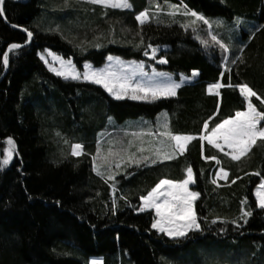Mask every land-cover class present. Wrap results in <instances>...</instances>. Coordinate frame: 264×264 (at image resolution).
Segmentation results:
<instances>
[{
  "label": "trees",
  "instance_id": "1",
  "mask_svg": "<svg viewBox=\"0 0 264 264\" xmlns=\"http://www.w3.org/2000/svg\"><path fill=\"white\" fill-rule=\"evenodd\" d=\"M70 2L65 7L64 0H3L1 155L8 136L16 143L11 162L0 169V264H89L94 258L102 264H264V208L253 193L264 177V143L258 140L246 157L233 161L200 140L206 120L210 130L246 107L239 88L221 87L217 94L208 91L209 84L247 83L257 93L253 103L264 110V0H130L129 9ZM172 5L179 6L175 22ZM184 5L213 22L211 30L229 44L227 52L218 45L206 49L191 27H182L194 19L183 15ZM146 9L149 19L141 24L136 16ZM217 20L223 23L217 26ZM198 26L207 38V26ZM23 27L33 33L29 44ZM11 43L22 47L5 68L3 52ZM149 44L158 47V69H197L198 77L181 84L175 96L115 99L93 83L57 76L38 56L50 49L80 69L84 62L100 65L108 55L149 60ZM160 56L168 62L160 63ZM158 121L194 137L183 154L154 165H122L114 181L97 175L98 141L103 154L126 148L141 155L140 146L158 144L164 130ZM141 129L156 135L141 136ZM75 143L83 146L80 156L71 154ZM188 166L196 179L190 188L201 194L195 208L202 230L173 239L151 228L152 210L137 208L140 196L160 179H183ZM221 167L227 178L217 177ZM242 207L252 215L242 218ZM216 217L221 219L212 223Z\"/></svg>",
  "mask_w": 264,
  "mask_h": 264
},
{
  "label": "snow or ice",
  "instance_id": "2",
  "mask_svg": "<svg viewBox=\"0 0 264 264\" xmlns=\"http://www.w3.org/2000/svg\"><path fill=\"white\" fill-rule=\"evenodd\" d=\"M86 3L93 5H102L105 8L111 7L113 9H129L132 7L130 0H84ZM3 0H0V14H3L4 9L2 7ZM65 7H71L72 4L70 0H64ZM172 11L169 15L173 17V22H175L176 12L179 10V6L172 5ZM185 11L183 15L194 18L190 19L186 23L182 24V27H191L195 39H197L202 46L206 49L211 46H219L222 52H227L229 50V44L223 42L211 29L213 22L208 20L203 14L198 13L194 10L187 9L184 5ZM157 11H161L159 5L156 7ZM106 14V13H105ZM149 19V10L141 11L137 16L136 20L141 24L145 20ZM198 22H202L207 26V38L200 35V29ZM237 24L240 23L239 18L237 19ZM223 21L217 20L215 24L217 26L221 25ZM14 27H21L19 25H13ZM23 31L27 33V40L25 43L30 41L33 37V33L27 28L23 27ZM254 35V33L252 34ZM251 38V36H250ZM96 47H100L97 43ZM22 47L19 43H11L8 45L7 50L3 52V66L7 68L10 64V55L14 50L20 49ZM151 48V54L148 51L144 52V55H151L153 59H156V53L158 47H154L151 44L147 46ZM49 51V50H45ZM242 51V48H241ZM51 55V53L49 52ZM40 58L45 61L49 66V70L54 72L57 76L63 77L64 79H82L85 81H91L97 85H101L108 93L117 99L123 98L124 96H130L133 100H156L160 97H171L175 96L176 89L180 87V84L171 81L170 79L165 82H158L156 77H168V73L160 72L156 73L153 71L151 75L144 72V62H131L125 64L119 57L109 56L107 59L109 61H115L114 64H108L105 68H94L90 63L85 62L83 73L79 72L76 65L72 63L71 60L65 61L62 57L57 56L56 60L59 62V67H54L48 62L45 55L38 53ZM223 59L227 60L228 57L224 56ZM160 63H167L168 61L165 57H159ZM233 64L236 63L235 60L232 61ZM230 71L229 69H225ZM148 76L147 82H143L139 77ZM198 75V70L193 69V76ZM221 77L224 76V72L220 73ZM183 78V76H182ZM187 79H191L188 77ZM229 81H231V76L229 75ZM236 87L239 88L240 95L244 97L247 101V106L244 110H237L235 115H230L219 123H215L214 127L209 130V124L206 120L203 125V132L200 134L201 142L207 141L209 145L218 149L221 152H225V147L229 151L225 154L233 161H239L242 157H246L253 145H256L258 140L264 143V110L258 109L257 105L253 103L252 97H257V93L250 87L247 83H240L233 85L231 82L227 85L221 84L219 81L214 84L208 85V91L211 93L214 89L219 90L221 87ZM219 94V92H217ZM259 98V97H258ZM211 120L212 117H209ZM158 127H162L164 130L158 133L159 143L154 147L140 146L138 152H129L128 149H117L113 150L109 148L107 154H103L99 146L97 147V155L93 157V170L105 178L107 181H114L116 175L119 174L121 166L124 165L125 168L131 165L142 166L146 163L157 164L161 161H170L177 157V155L183 154L187 147L194 139L192 135L176 134L170 130L167 121L163 125L159 124ZM153 135L156 133L151 130L141 129L139 135ZM60 135V133H57ZM68 143L67 140L64 141ZM6 143L8 147L4 148L2 158H0V169L6 167L12 160V156L15 153V140L13 137L8 136L6 138ZM114 143V142H113ZM132 142L129 141V147H131ZM83 146L80 143H75L71 146V154L74 156H80L82 154ZM148 152L149 155H142ZM206 160H216L217 164H220V160L216 156H206ZM99 161V162H98ZM114 165V168H113ZM101 169H106L107 172ZM186 175L183 179H160L158 183L155 184L146 195H141L140 200L142 203L138 206L137 211L144 212L146 210H154L155 215L152 218L151 228L157 230L159 233L165 234L166 236L176 239L185 238L191 232L202 230V225L199 221L195 203L200 197V192L192 190L189 186L196 183L194 177L193 168L188 166L185 169ZM217 176L223 175L225 178L228 177V172L221 167L216 173ZM256 175H260L259 172ZM239 179V177H237ZM212 183H216L215 180ZM235 183V181H233ZM113 196L115 197V192L117 191L115 183L112 184ZM255 195L257 198V205L264 208V180H261L260 185H258ZM127 202V197H123ZM247 198L241 201L242 205H245ZM59 203V201H57ZM113 210L116 209V200L113 198L112 202ZM244 216H251L250 211H245L242 207L241 209ZM220 217H216L212 223H216L220 220ZM232 223H237L233 220ZM90 264H102L97 258L90 261Z\"/></svg>",
  "mask_w": 264,
  "mask_h": 264
},
{
  "label": "rangeland",
  "instance_id": "3",
  "mask_svg": "<svg viewBox=\"0 0 264 264\" xmlns=\"http://www.w3.org/2000/svg\"><path fill=\"white\" fill-rule=\"evenodd\" d=\"M45 50H49V51H45ZM49 52L51 53V55L49 54ZM38 53H42V54H44L45 57H46V59L48 60V62H49L50 64H52L54 67H59V62L56 60V57H57V56L61 57L60 55L54 53V52L51 51L50 49H44L43 51H39ZM38 56L40 57V55H38ZM109 56H112V57H119L122 61H124L125 64L131 63V62H139V61H143V62H144V72L147 73V74H149V75H151V74L153 73V71H155L156 73L164 72V73H168V74H169L168 77H159V76H157V77H156V80H157L158 82H165V81H167V80L170 79L171 81H175V82H177V83H179V84L181 85V84H183V83H186V82L192 81L193 79H195L196 77H198V75L193 76V71H191L190 73L179 72V73L175 74V73H170V72H167V71L160 70V69H158V68L154 65V62L157 63V62H158V59H156V60L153 59V58L151 57V55H148V59H149V60H145V59H142V60L124 59V58H122V57H120V56H117V55H108V57H109ZM108 57H107V58H108ZM107 58H106V60H105L102 64L97 65V66H94V65L91 64L90 62H88V63H90L94 68H97V69L105 68L108 64H114V63H115L114 60H113V61H109ZM40 59H41V58H40ZM63 59H64V58H63ZM151 59H153L154 61H150ZM41 60H42V59H41ZM64 60H65V61H68V60H71V59H64ZM42 61H43L44 64L49 68L48 64H46L44 60H42ZM71 61H72V60H71ZM72 63H73V61H72ZM73 64H74V63H73ZM84 64H85V62L83 63L82 68H80V69L76 67L77 70H78L79 72H81V73H83V71H84ZM182 76H183V78H182ZM138 77H139L143 82H147V80H148V76L140 77V76H139V73L137 74V77H133V79H137ZM188 77H191V79H187ZM69 79H70V78H69ZM77 80L85 81V80H82V79H77ZM85 82L93 83V82H91V81H85ZM93 84H95V83H93ZM95 85H97V84H95ZM98 86H100L104 91H106L101 85H98ZM217 91H218V90H215V89H214L212 92H217ZM106 92H107V91H106ZM107 93H108V92H107ZM108 94H109L111 97L117 99L116 97L112 96L110 93H108ZM120 99L133 100V99L130 98V96H124L123 98H120ZM134 101H139V100H134ZM246 106H247V101H246ZM245 108H246V107H245ZM160 139H161V138H160ZM206 142H207V141H206ZM158 143H159V142H158ZM6 147H8L7 143H5V148H6ZM227 151H229V149H227V147H225V152H227ZM0 158H2L1 150H0ZM217 177H223V176L220 175V176H217ZM261 180H264V177H263ZM261 180H260V182L258 183V185H260ZM258 185L254 188V192H253L255 198H256L255 191H256ZM189 187H190V186H189ZM256 201H257V198H256ZM141 203H142V202H141ZM150 210H151V209H150ZM152 211L154 212V210H152ZM154 214H155V212H154Z\"/></svg>",
  "mask_w": 264,
  "mask_h": 264
},
{
  "label": "water",
  "instance_id": "4",
  "mask_svg": "<svg viewBox=\"0 0 264 264\" xmlns=\"http://www.w3.org/2000/svg\"><path fill=\"white\" fill-rule=\"evenodd\" d=\"M30 42H31V40H30V41H28V42H27V44H29Z\"/></svg>",
  "mask_w": 264,
  "mask_h": 264
},
{
  "label": "crops",
  "instance_id": "5",
  "mask_svg": "<svg viewBox=\"0 0 264 264\" xmlns=\"http://www.w3.org/2000/svg\"><path fill=\"white\" fill-rule=\"evenodd\" d=\"M223 176V175H222Z\"/></svg>",
  "mask_w": 264,
  "mask_h": 264
}]
</instances>
